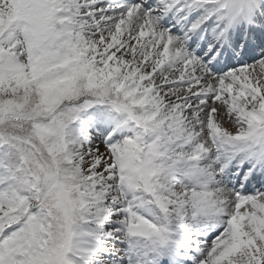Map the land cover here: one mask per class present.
<instances>
[{"label":"snow or ice","instance_id":"6c2138e0","mask_svg":"<svg viewBox=\"0 0 264 264\" xmlns=\"http://www.w3.org/2000/svg\"><path fill=\"white\" fill-rule=\"evenodd\" d=\"M0 264H264V0H0Z\"/></svg>","mask_w":264,"mask_h":264}]
</instances>
